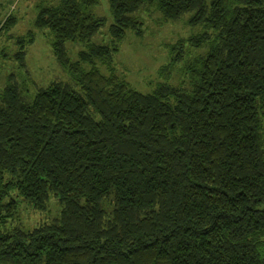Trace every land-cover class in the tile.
<instances>
[{"label":"trees","instance_id":"obj_1","mask_svg":"<svg viewBox=\"0 0 264 264\" xmlns=\"http://www.w3.org/2000/svg\"><path fill=\"white\" fill-rule=\"evenodd\" d=\"M98 3L37 5L68 81L32 93L35 32L15 38L0 89V264H264V0H110L106 43L93 41ZM151 8L195 32L168 44L143 93L113 64ZM53 198L51 220L18 222L23 204Z\"/></svg>","mask_w":264,"mask_h":264},{"label":"rangeland","instance_id":"obj_2","mask_svg":"<svg viewBox=\"0 0 264 264\" xmlns=\"http://www.w3.org/2000/svg\"><path fill=\"white\" fill-rule=\"evenodd\" d=\"M50 1L59 2V0H0V27L8 15L13 14L16 17L9 31L0 29V89L7 77L6 74L16 71L19 64L14 59L18 49L15 38L27 34L30 30L35 32L34 41L26 47L27 69L31 77L29 83L27 82L30 91L35 92L37 85L47 86L54 80L68 81L70 78L56 59L48 30L35 27L37 5ZM93 12L106 19L105 26L93 41L106 43L109 41L108 27L114 20L110 0H99ZM136 15L143 23L142 31L140 34L128 32L120 43V50L115 55L113 66L133 87L143 93H149L161 80L159 70L170 61L168 44L178 41L179 38L188 37L195 30L187 26L183 18L176 21L164 20L155 8H151L150 11L142 9ZM67 48L70 49V56L77 58V52L83 49V45L69 44ZM98 66L108 71L102 64ZM181 73L182 71L175 72L172 76L173 84L180 83ZM16 77L20 82L22 77L17 72ZM59 211L58 200L53 198L44 211L23 204L17 218L23 227L31 229L51 220Z\"/></svg>","mask_w":264,"mask_h":264}]
</instances>
